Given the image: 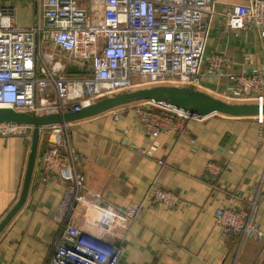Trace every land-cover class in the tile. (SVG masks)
<instances>
[{
	"label": "crops",
	"instance_id": "crops-1",
	"mask_svg": "<svg viewBox=\"0 0 264 264\" xmlns=\"http://www.w3.org/2000/svg\"><path fill=\"white\" fill-rule=\"evenodd\" d=\"M86 7L88 0H77ZM250 0H213V18L205 35L199 91L230 100L232 76L258 71L264 94V36L259 29L229 31L224 17ZM20 29L39 21L35 0H0ZM264 30V27H263ZM65 65L70 78L87 72L55 46L48 49ZM54 97L51 88L45 90ZM136 104L69 124L68 144L84 162L79 170L86 191L66 200L67 185L54 171L62 158L47 159L48 129L40 134L26 201L0 233V264H46L64 228L73 225L107 242L119 241L117 264H264V239L238 238L218 225L220 208L245 209L257 203L254 219L264 231V117L213 115L188 120L183 134L143 130ZM30 141L0 136V221L18 201ZM208 163L220 175L206 177ZM174 192L176 208L152 206L151 185ZM98 192V197L92 195ZM142 205L133 220L119 211Z\"/></svg>",
	"mask_w": 264,
	"mask_h": 264
},
{
	"label": "built area",
	"instance_id": "built-area-1",
	"mask_svg": "<svg viewBox=\"0 0 264 264\" xmlns=\"http://www.w3.org/2000/svg\"><path fill=\"white\" fill-rule=\"evenodd\" d=\"M35 4L40 21L27 30L13 23L9 9L0 8V107L36 115L64 114L151 83L200 87L213 0H88L86 7L76 0H35ZM224 19L229 31L253 26L263 37L264 0L235 6ZM50 46L86 68L84 76L68 77L64 63L48 50ZM231 81V101L264 105L258 71L232 76ZM48 88L54 92L53 98L45 92ZM136 105L141 128L153 136L172 131L183 134L188 120L202 119L165 104ZM112 115L117 119L118 112L112 111ZM256 120L261 124L263 117ZM69 124L42 130L48 129L47 159L64 160L54 173L67 185L66 200L78 201L86 191L79 170L84 159L69 147ZM31 134V127L0 125L3 138L21 136L29 142ZM222 169L208 163L206 177L213 180ZM92 195L99 196L98 192ZM148 195L154 207L176 208L179 203L177 194L153 184ZM256 208L253 200L245 209H217L215 217L225 233L263 240L264 231L254 219ZM141 211L142 205H133L118 213L133 221ZM121 253V242H107L69 225L56 240L46 264H117Z\"/></svg>",
	"mask_w": 264,
	"mask_h": 264
},
{
	"label": "water",
	"instance_id": "water-1",
	"mask_svg": "<svg viewBox=\"0 0 264 264\" xmlns=\"http://www.w3.org/2000/svg\"><path fill=\"white\" fill-rule=\"evenodd\" d=\"M152 102L165 104L188 113L190 117L205 118L213 115H224L231 118L264 117V105L233 104L215 98L205 92L178 86H154L123 92L103 98L79 111H68L64 114L36 115L16 112L10 108L0 107V125H16L32 128L29 155L24 180L18 201L0 221V233L24 205L32 179L35 161L42 157L46 147L38 149L41 130L46 127L73 123L92 118L109 111L138 103Z\"/></svg>",
	"mask_w": 264,
	"mask_h": 264
},
{
	"label": "rangeland",
	"instance_id": "rangeland-1",
	"mask_svg": "<svg viewBox=\"0 0 264 264\" xmlns=\"http://www.w3.org/2000/svg\"><path fill=\"white\" fill-rule=\"evenodd\" d=\"M77 1V0H76ZM77 3H78V1H77ZM79 5V4H78ZM160 82H158V84H156L157 86H166L165 84H163V83H160ZM146 86L147 85H144L143 87H139V88H134L133 90H137V89H142V88H146ZM172 86H175V85H173L172 84ZM149 87V86H148ZM178 87H182V86H178ZM197 90V89H196ZM218 99H221V98H218ZM221 100H223V101H227V102H230V103H233V104H243V103H245V104H247V103H250V102H237V101H231V100H225V99H221Z\"/></svg>",
	"mask_w": 264,
	"mask_h": 264
},
{
	"label": "trees",
	"instance_id": "trees-1",
	"mask_svg": "<svg viewBox=\"0 0 264 264\" xmlns=\"http://www.w3.org/2000/svg\"><path fill=\"white\" fill-rule=\"evenodd\" d=\"M156 84H158V83H151V84H148L146 87H154V86H157ZM160 84V83H159ZM163 84H165L166 86H172V83H170V82H165V83H163ZM182 87H184V86H182ZM225 102H227V101H225ZM247 104H251V103H247ZM220 116H224V115H220ZM226 117V116H225Z\"/></svg>",
	"mask_w": 264,
	"mask_h": 264
}]
</instances>
